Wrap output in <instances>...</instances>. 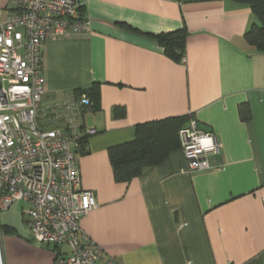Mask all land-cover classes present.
Segmentation results:
<instances>
[{
  "label": "crops",
  "instance_id": "obj_1",
  "mask_svg": "<svg viewBox=\"0 0 264 264\" xmlns=\"http://www.w3.org/2000/svg\"><path fill=\"white\" fill-rule=\"evenodd\" d=\"M82 2L89 31L48 41L43 72L45 102L99 84L98 107L84 114L86 151L77 156L82 187L98 201L82 219L86 236L118 264H264V50L245 39L257 22L251 7ZM9 3L0 0V22ZM182 28V62L146 35ZM116 106L125 114L116 116ZM188 114L221 144L211 168L188 172L181 146L130 182L116 181L111 147L134 140L140 123ZM25 207L18 222L0 210V264H55L70 246L35 241Z\"/></svg>",
  "mask_w": 264,
  "mask_h": 264
},
{
  "label": "built area",
  "instance_id": "obj_2",
  "mask_svg": "<svg viewBox=\"0 0 264 264\" xmlns=\"http://www.w3.org/2000/svg\"><path fill=\"white\" fill-rule=\"evenodd\" d=\"M0 22V210L23 202L35 241L70 251L55 264H118L84 233L98 206L82 187L78 153L86 94L45 102L44 49L50 40L89 31L82 0H10ZM96 133L94 128L88 129ZM192 173L211 168L217 135L192 116L179 131Z\"/></svg>",
  "mask_w": 264,
  "mask_h": 264
},
{
  "label": "trees",
  "instance_id": "obj_3",
  "mask_svg": "<svg viewBox=\"0 0 264 264\" xmlns=\"http://www.w3.org/2000/svg\"><path fill=\"white\" fill-rule=\"evenodd\" d=\"M237 3L247 4L251 7L257 18L246 32V41L254 45L258 50H264V0H232ZM84 11V10H83ZM154 38L165 51V54L182 62L185 58V48L188 33L186 28L162 32L158 34L147 33ZM86 94L90 102L84 106V114L88 110H95L100 99L99 84L90 88L75 91V96ZM125 108L116 106V116L125 114ZM245 112V118H248ZM193 114L169 117L161 120L140 123L136 125V137L134 140L113 146L109 149L114 176L118 182H130L139 177L147 168L162 163L174 149L181 147L179 131L188 124ZM81 153L86 151V137L81 136ZM57 247L58 246H54Z\"/></svg>",
  "mask_w": 264,
  "mask_h": 264
},
{
  "label": "rangeland",
  "instance_id": "obj_4",
  "mask_svg": "<svg viewBox=\"0 0 264 264\" xmlns=\"http://www.w3.org/2000/svg\"><path fill=\"white\" fill-rule=\"evenodd\" d=\"M25 204L21 201H16L12 204L10 209L1 211V216L3 217L4 221L15 222V221H23L24 217L22 215V207Z\"/></svg>",
  "mask_w": 264,
  "mask_h": 264
}]
</instances>
